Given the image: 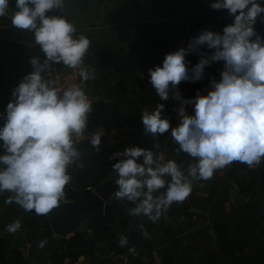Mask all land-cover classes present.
Returning <instances> with one entry per match:
<instances>
[{"label":"clouds","instance_id":"obj_1","mask_svg":"<svg viewBox=\"0 0 264 264\" xmlns=\"http://www.w3.org/2000/svg\"><path fill=\"white\" fill-rule=\"evenodd\" d=\"M64 0H15L11 15L14 27L32 32L34 42L45 54L43 61L32 56L33 71L23 76L0 111V194L8 193L4 202L15 203L25 211L47 216L65 198V186L72 179L69 167L85 166L77 145L89 140L101 151L105 130L86 133L89 113L93 111L84 82L94 81L97 72L85 65L92 43L89 36L77 32L76 25L62 15H46L61 8ZM9 0H0V16L6 14ZM212 9H226L233 23L222 33L204 29L187 47L166 53L161 64L149 67V82L161 101L180 100L176 111L179 122L171 125L165 104L142 111L144 133L153 140L151 148L127 144L108 157L116 174L114 191L117 200L131 202L129 214L156 223L174 203H183L192 193L196 181L213 177L217 170L233 162L249 168L264 160V36L254 25L264 19L260 0H210ZM255 37V39H251ZM201 45L214 49L201 55L198 63L188 67L186 54L200 51ZM224 61L220 79L210 78L206 94L197 90L182 98L177 89L181 81L204 79L206 65ZM53 63L78 70L79 83L58 87ZM191 105L192 113L186 110ZM170 134L177 153L184 152L192 161L184 167L160 151L159 137ZM114 142V141H113ZM22 226L19 218L8 223V233ZM139 228L145 238L150 234L144 223ZM120 246L128 237L120 235ZM47 244V237L38 247ZM130 251H134L131 248Z\"/></svg>","mask_w":264,"mask_h":264},{"label":"trees","instance_id":"obj_2","mask_svg":"<svg viewBox=\"0 0 264 264\" xmlns=\"http://www.w3.org/2000/svg\"><path fill=\"white\" fill-rule=\"evenodd\" d=\"M102 50V46L96 45L86 54L85 63L91 62L87 55L93 54L92 63L99 64L96 56ZM110 73L112 71L102 76L105 73L99 69L93 83H83L93 95L88 128L94 129L102 119L106 136L102 137L100 152H96L87 139L77 145L85 166L69 167L72 179L65 186L64 200L80 199L91 191L89 186L96 187L115 179L111 168L114 161L108 159L112 152L129 143L145 148L153 146L152 138L144 136L138 106L131 105L128 72L119 70L114 81ZM113 83L115 91L110 96L102 88H111ZM182 96H186V86ZM169 104L171 107L173 101ZM159 141V150L163 152L165 142L168 143L166 158L176 159L184 167L192 161L188 154L174 151L177 145L173 140L168 142L166 134L160 136ZM256 167L259 178L248 179L249 167L233 162L217 170L211 179L196 181L191 195L183 203H174L156 223L130 215L133 204L117 200L111 194L107 200L119 202L122 212L104 217L112 228L102 232L99 238L85 226L66 237L56 235L49 215L38 216L34 211L23 209L31 215L26 220L31 230L29 239L36 246L47 237V244L41 249L53 264H76L82 257L85 262L80 264H264V160ZM142 222L149 238L141 233ZM121 234L128 237L125 246L118 243ZM131 248L134 251H130ZM26 263L21 245H16L10 235L0 230V264Z\"/></svg>","mask_w":264,"mask_h":264},{"label":"crops","instance_id":"obj_3","mask_svg":"<svg viewBox=\"0 0 264 264\" xmlns=\"http://www.w3.org/2000/svg\"><path fill=\"white\" fill-rule=\"evenodd\" d=\"M9 3L6 14L0 16V111L12 99L13 88L25 74L34 70L30 63L31 57L36 56L43 61L45 56L40 46L34 42L32 32L12 25L15 0H9ZM260 3L264 4V0H260ZM46 15L65 16L76 25L75 35L89 36L92 43L88 53L96 45L102 46L103 50L96 56L99 64L92 63L94 56L88 54L87 59L91 62L85 65L97 72L100 69L105 73L102 76L112 71L110 75L113 81L119 70L127 71L130 77L131 105L138 106L141 114L145 109L153 110L158 103H164V111L169 116L171 125V95L167 101L159 99L149 82L147 69L161 64L165 54L170 52L176 42L186 40L189 44L204 29L222 33L223 27L234 21L226 9H212L210 0H64L61 8L50 9ZM254 27L258 34L264 36V19L258 16ZM199 47L200 51L193 50L186 56V60L190 61L189 68L198 63L202 54L211 55L214 51L206 45ZM57 65L64 73L71 70L62 63ZM223 65L222 60L206 65L204 79L195 83L186 81V94L194 96L197 90L206 94L210 78L219 80ZM110 87L102 90L113 96L111 92L115 91L114 83ZM102 121L99 119L100 124L95 125L94 129L87 127L86 133L97 131L100 126L104 128ZM3 122L0 119V124ZM144 136L146 139L151 138L146 134ZM166 136L168 142L172 140L170 134L166 133ZM164 147L166 156L167 141ZM7 195V192L0 194V230L10 235L16 245H21L27 259L26 264H53L45 252L37 245L34 246L29 239L31 230L26 220L31 215L28 216L15 203L6 204L4 200ZM17 218L22 222L21 228L16 233H8L5 226Z\"/></svg>","mask_w":264,"mask_h":264},{"label":"water","instance_id":"obj_4","mask_svg":"<svg viewBox=\"0 0 264 264\" xmlns=\"http://www.w3.org/2000/svg\"><path fill=\"white\" fill-rule=\"evenodd\" d=\"M246 176L248 179L259 178L258 168H248ZM114 180L108 179L100 183L80 199L63 200L58 207L50 210L48 215L53 232L66 237L85 226L99 238L102 232L111 230L112 227L104 217L112 212H122L119 202L107 201L108 196L118 188Z\"/></svg>","mask_w":264,"mask_h":264},{"label":"built area","instance_id":"obj_5","mask_svg":"<svg viewBox=\"0 0 264 264\" xmlns=\"http://www.w3.org/2000/svg\"><path fill=\"white\" fill-rule=\"evenodd\" d=\"M187 46H188V43L186 40H180L174 44V46L172 47L170 52H173L180 47H187ZM186 56H187V54H186ZM52 67H53L52 71L46 70L43 73V75L45 76V78H48V76H50V75H54L58 87H64V86H67L71 83H79L80 82L78 70L71 69L70 72L64 73L63 71L60 70V67L57 64L53 63ZM184 86H185V81H181L180 84L177 86L176 90H178L180 92L182 98L192 97V95H187V94H186V96H182V91L184 90ZM88 95H89L90 99L92 100L93 95H91L89 92H88ZM171 99L173 101V104H171V113H172V122H173L172 126H175L179 122V117H178L176 111H174L173 109L179 107L180 100H176L172 97H171ZM186 110L189 113H192L193 108L191 105H187ZM88 119H89V117H88ZM68 171H69V169H68ZM94 188L95 187H91V186L88 187V189L91 191L94 190Z\"/></svg>","mask_w":264,"mask_h":264},{"label":"rangeland","instance_id":"obj_6","mask_svg":"<svg viewBox=\"0 0 264 264\" xmlns=\"http://www.w3.org/2000/svg\"><path fill=\"white\" fill-rule=\"evenodd\" d=\"M228 181V180H227ZM108 201V200H107ZM9 221V220H8ZM182 224H184V222H182ZM185 226H187V225H185ZM32 243V242H31ZM45 252V251H44ZM45 255H47V253L45 252ZM47 258H48V255H47ZM82 260V261H81ZM79 261H81V263H84L85 261H83V257L79 260ZM77 263H79V262H77ZM76 263V264H77Z\"/></svg>","mask_w":264,"mask_h":264}]
</instances>
